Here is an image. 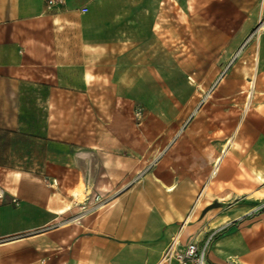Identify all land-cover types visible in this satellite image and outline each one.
Instances as JSON below:
<instances>
[{"label": "crops", "instance_id": "0c3cea01", "mask_svg": "<svg viewBox=\"0 0 264 264\" xmlns=\"http://www.w3.org/2000/svg\"><path fill=\"white\" fill-rule=\"evenodd\" d=\"M47 1L0 0V264H264V0Z\"/></svg>", "mask_w": 264, "mask_h": 264}, {"label": "built area", "instance_id": "2783aa9c", "mask_svg": "<svg viewBox=\"0 0 264 264\" xmlns=\"http://www.w3.org/2000/svg\"><path fill=\"white\" fill-rule=\"evenodd\" d=\"M56 2H61V0H48L47 4L52 6ZM139 115V113L137 114ZM1 196V190H0ZM96 204L102 203L97 198H95ZM84 209V207H82ZM264 211V203L257 206L254 212ZM209 241H207L202 247H198L196 243L191 242L185 246H180L179 243L172 242L168 245L163 253V260L165 263L175 262L177 264H208L206 260V248Z\"/></svg>", "mask_w": 264, "mask_h": 264}, {"label": "rangeland", "instance_id": "374dc122", "mask_svg": "<svg viewBox=\"0 0 264 264\" xmlns=\"http://www.w3.org/2000/svg\"><path fill=\"white\" fill-rule=\"evenodd\" d=\"M171 3H172V1H171ZM90 199L88 200V197H85L84 199L82 198V199H80L79 200V202L78 203H75L74 202V204H75V206H79V207H85L86 205V203L87 202H90V201H92V205H91V207L92 208H96V206H97V202L95 201V198H97L99 201H101L102 203H104L105 201L103 200V198H101L100 196H93V195H90ZM87 199V200H86ZM86 207H88V205L86 206ZM89 207H90V205H89Z\"/></svg>", "mask_w": 264, "mask_h": 264}, {"label": "bare ground", "instance_id": "6f19581e", "mask_svg": "<svg viewBox=\"0 0 264 264\" xmlns=\"http://www.w3.org/2000/svg\"><path fill=\"white\" fill-rule=\"evenodd\" d=\"M72 198H73V201L78 203L79 202V191L78 190H75L73 193H72Z\"/></svg>", "mask_w": 264, "mask_h": 264}, {"label": "water", "instance_id": "95a60500", "mask_svg": "<svg viewBox=\"0 0 264 264\" xmlns=\"http://www.w3.org/2000/svg\"><path fill=\"white\" fill-rule=\"evenodd\" d=\"M216 206V205H213V207Z\"/></svg>", "mask_w": 264, "mask_h": 264}]
</instances>
